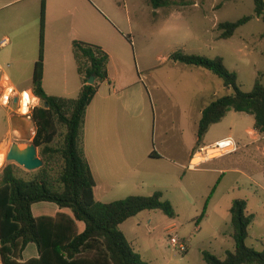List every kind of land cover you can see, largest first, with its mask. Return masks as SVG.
I'll return each instance as SVG.
<instances>
[{
  "label": "rangeland",
  "instance_id": "obj_1",
  "mask_svg": "<svg viewBox=\"0 0 264 264\" xmlns=\"http://www.w3.org/2000/svg\"><path fill=\"white\" fill-rule=\"evenodd\" d=\"M188 1L189 5L185 7L153 10L147 0H45V20L50 19L56 26L58 31L55 30L53 35L63 43L65 51L71 41H79L85 36H105L113 44L125 48L128 73L151 85L149 89L156 109L154 118H149L148 134L154 136L159 151L163 150V139L167 133L171 134L170 129L174 134L184 129L178 123L168 127V124L179 121L174 114L175 108L184 106L190 110L209 91H216L217 97L232 93L231 90H224L222 81L217 77L212 83L203 82L195 76L186 80L183 73L209 72L173 64L169 60L172 53L180 51L210 59L222 58L228 70L239 73L237 82L242 92H250L257 74L264 73V22L261 19L253 18L240 27L232 40L217 39L220 34L218 24L234 22L253 14L252 0ZM40 5L41 0H0V39L9 40V44L0 50V79L6 75L17 86L31 78L33 67L30 61L38 55ZM70 61L74 65L73 60ZM164 73H170L171 77H163ZM58 74L63 77L64 73ZM151 74L172 89L168 92L157 90L152 85ZM199 91L201 94L196 98ZM8 113L0 104V156H4L0 173L6 165H13L19 177L29 180L39 169L27 171L7 161L6 155L12 144L24 147L32 143L34 123L16 112L12 114L11 126ZM186 131L190 138L195 136V128L188 127ZM60 141L58 138L57 142ZM37 153L39 156V149ZM236 164L235 168L244 172L250 180L230 173L220 184L217 174L192 173L186 167L187 178H191L193 184L197 183L196 190L187 191L185 195L182 191L179 193L181 184L173 175L162 182L163 200H171L176 216L171 219L157 210L145 211L124 222L119 228L133 249H139L148 264H204L203 252L223 258L226 251L234 248L227 204L238 198L246 200L247 211L253 215L246 245L261 252L264 248V159H253L247 154ZM213 188L207 216L196 225V219ZM141 194L150 196L145 195L146 191ZM119 198L114 195L109 200L113 202ZM41 205L32 207L35 216L42 208L49 213L52 212L51 207H55L54 204ZM171 225L175 227L165 231ZM172 234L185 239L186 246L189 245L185 254L170 247ZM36 255L35 245L30 244L23 253V259L35 258Z\"/></svg>",
  "mask_w": 264,
  "mask_h": 264
},
{
  "label": "trees",
  "instance_id": "obj_2",
  "mask_svg": "<svg viewBox=\"0 0 264 264\" xmlns=\"http://www.w3.org/2000/svg\"><path fill=\"white\" fill-rule=\"evenodd\" d=\"M147 1L153 10L189 5L188 0ZM252 1V15L217 25L218 40L230 39L253 18L264 22V0ZM44 20L45 0H41L38 55L31 81L32 94L41 105L33 109L31 119L35 127L32 143L39 149L43 165L29 180L19 177L13 165H6L0 173V263L147 264L119 227L145 211L157 210L173 219L176 216L173 206L163 200L159 191L150 196H128L109 203L95 200V181L83 153L82 132L87 108L100 84L108 81L109 57L97 45L73 41L72 54L82 84L78 96L70 99L47 95L42 86ZM169 60L173 64L205 70L232 91L202 110L195 148L203 145L210 127L220 123L230 112L251 116L253 130L264 136V73L257 74L250 92H242L237 74L228 70L220 57L210 59L177 51ZM91 76L94 83L88 85ZM214 190L205 200L196 225L204 219ZM35 204H54L55 207H51L49 213L42 208L35 216L32 212ZM229 213L234 248L227 251L224 258L203 252L204 264H264V248L257 252L246 245L253 220V215L248 214L247 202L234 200ZM30 244L35 245L37 256L24 261L23 253Z\"/></svg>",
  "mask_w": 264,
  "mask_h": 264
},
{
  "label": "crops",
  "instance_id": "obj_3",
  "mask_svg": "<svg viewBox=\"0 0 264 264\" xmlns=\"http://www.w3.org/2000/svg\"><path fill=\"white\" fill-rule=\"evenodd\" d=\"M55 30L58 31L56 26L51 23L50 19H46L42 86L49 96L75 99L82 84L72 54V41L65 51L63 43L53 35ZM235 35L236 33L228 40H232ZM78 40L101 47L109 57L108 81L100 84L94 99L87 108L82 132L83 153L95 181V200L100 203H109L111 202L110 197L114 195L121 197L118 199L121 200L131 195H144L141 193L145 191L147 193L145 195L159 191L163 198L162 182L168 181L171 175L179 179L181 184V187H178L179 193L182 191L185 195L187 191L196 190L197 183L193 184L192 179L187 178L185 168L195 149L196 129L201 112L210 102L219 98L217 92L209 91L208 95L202 96L197 101V105L192 106L190 110L184 106L175 108L174 114L179 121L168 124V127L178 123L184 129L178 130L177 134H174L170 129L171 134H166L163 139V150L159 151L155 145L154 136L148 134L149 118L150 116L154 118L156 109L149 89L151 85H147L141 78L137 80L134 75L128 73L125 48L113 44L105 36L94 38L85 36ZM122 40L128 46L126 38L123 37ZM70 59L73 60L74 65H71ZM36 60L37 58L30 61L32 67ZM50 73L54 74L50 75ZM56 73L64 74L62 77ZM68 73L77 75L76 77L73 74L69 76ZM183 74H185L183 76L186 80L189 79V76H195L203 82H215L213 79L215 76L210 73ZM236 74L239 77V73ZM162 76L169 78L171 74L164 73ZM149 77L157 90L168 92L172 89L165 82L154 79L153 74ZM31 81L32 76L22 85H13L18 92H32ZM224 90L230 91L226 88ZM200 94V91L197 92L195 97H199ZM38 102L40 103L39 100ZM8 118L13 126L12 114L8 113ZM247 118L252 117L230 112L220 123L211 126L203 138V145H210L223 138L231 137L239 145V151L236 154L212 161L203 166L205 168L194 170L192 173L217 174L220 176V184L230 173L246 177L244 172L235 168L237 161L247 154L253 159H264V136L253 130V118L251 122ZM188 127L195 128V136L192 138L186 131ZM247 180L250 178L248 177ZM185 198L190 202L187 196H184ZM237 199L234 198L228 202V213L232 202ZM166 200L172 203L171 200ZM174 227L171 225L165 231ZM183 240L185 241V239ZM187 247L189 248V245ZM136 252L147 262L139 249ZM23 260L25 261V259Z\"/></svg>",
  "mask_w": 264,
  "mask_h": 264
},
{
  "label": "built area",
  "instance_id": "obj_4",
  "mask_svg": "<svg viewBox=\"0 0 264 264\" xmlns=\"http://www.w3.org/2000/svg\"><path fill=\"white\" fill-rule=\"evenodd\" d=\"M9 44L7 38L0 39V50ZM25 93H30L33 98H25ZM16 100V102H14ZM0 104L5 107L9 113H19L23 117L31 120V114L34 108L38 107V99L30 91L18 92L13 83L6 75L0 79ZM15 107V111L13 110ZM239 151V145L231 137L223 138L210 145H202L195 148L189 158L187 170L194 171L200 169L206 164L217 159L236 154ZM173 229V228H170ZM186 242L177 235H171L169 245L172 249L180 253L187 252Z\"/></svg>",
  "mask_w": 264,
  "mask_h": 264
},
{
  "label": "water",
  "instance_id": "obj_5",
  "mask_svg": "<svg viewBox=\"0 0 264 264\" xmlns=\"http://www.w3.org/2000/svg\"><path fill=\"white\" fill-rule=\"evenodd\" d=\"M93 83L94 77L91 76L88 79L87 84L93 85ZM14 102H16V100ZM6 160L16 163L18 166L23 167L27 171L38 170L43 165L34 143L26 144L24 147L19 144H12L6 155Z\"/></svg>",
  "mask_w": 264,
  "mask_h": 264
},
{
  "label": "bare ground",
  "instance_id": "obj_6",
  "mask_svg": "<svg viewBox=\"0 0 264 264\" xmlns=\"http://www.w3.org/2000/svg\"><path fill=\"white\" fill-rule=\"evenodd\" d=\"M25 94H27L25 98L27 97L28 100H30V97L33 98L30 93H25ZM3 160H4V156H0V166L3 164Z\"/></svg>",
  "mask_w": 264,
  "mask_h": 264
},
{
  "label": "snow or ice",
  "instance_id": "obj_7",
  "mask_svg": "<svg viewBox=\"0 0 264 264\" xmlns=\"http://www.w3.org/2000/svg\"><path fill=\"white\" fill-rule=\"evenodd\" d=\"M25 96H27V94H25Z\"/></svg>",
  "mask_w": 264,
  "mask_h": 264
}]
</instances>
